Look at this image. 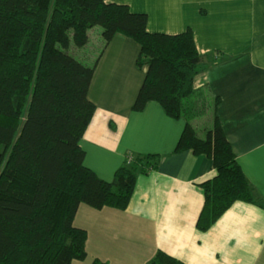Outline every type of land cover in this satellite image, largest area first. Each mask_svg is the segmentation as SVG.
Wrapping results in <instances>:
<instances>
[{
    "label": "trees",
    "instance_id": "16d2710c",
    "mask_svg": "<svg viewBox=\"0 0 264 264\" xmlns=\"http://www.w3.org/2000/svg\"><path fill=\"white\" fill-rule=\"evenodd\" d=\"M147 23L146 14L105 0H0V264L84 262L88 234L74 224L81 205L124 211L138 177L158 169L159 155L129 156L109 183L85 166L81 140L96 110L89 90L117 35L140 46L137 67L147 70L133 111L156 102L168 117L185 119L175 153L213 162L197 229L209 231L238 202L264 209L224 132L220 99L195 90L210 63L192 30L151 34ZM97 27L101 49L89 65L84 52ZM148 264L184 263L160 251Z\"/></svg>",
    "mask_w": 264,
    "mask_h": 264
},
{
    "label": "crops",
    "instance_id": "0c3cea01",
    "mask_svg": "<svg viewBox=\"0 0 264 264\" xmlns=\"http://www.w3.org/2000/svg\"><path fill=\"white\" fill-rule=\"evenodd\" d=\"M105 2L146 14L151 34L192 30L210 63L195 90L208 88L220 99L224 132L264 202V0ZM139 53L123 35L103 52L89 90L96 110L81 148L85 166L109 183L129 156L159 155L161 163L138 177L126 210L81 205L74 224L88 234V256L74 264H148L160 251L184 264H264L263 208L238 202L209 231L197 229L205 202L201 185L215 177L213 162L191 151L175 153L185 119L168 117L156 102L133 111L147 71L137 67Z\"/></svg>",
    "mask_w": 264,
    "mask_h": 264
},
{
    "label": "rangeland",
    "instance_id": "374dc122",
    "mask_svg": "<svg viewBox=\"0 0 264 264\" xmlns=\"http://www.w3.org/2000/svg\"><path fill=\"white\" fill-rule=\"evenodd\" d=\"M99 32H101V28L100 27H97V28H94L90 33H91V43L90 45L88 46L87 50H86V54L88 55H91L92 57L90 58H87V60L89 62H87V64L89 65H92V61L93 59L98 55L100 49H101V43L99 41ZM99 42V43H98ZM201 100H196V102L194 103L193 105V108L195 107V111L194 112H200V109H202V107H200L201 105Z\"/></svg>",
    "mask_w": 264,
    "mask_h": 264
}]
</instances>
